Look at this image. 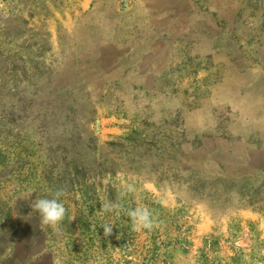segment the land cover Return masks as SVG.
Returning <instances> with one entry per match:
<instances>
[{
	"label": "rangeland",
	"instance_id": "374dc122",
	"mask_svg": "<svg viewBox=\"0 0 264 264\" xmlns=\"http://www.w3.org/2000/svg\"><path fill=\"white\" fill-rule=\"evenodd\" d=\"M261 56L264 0H0V259L264 264V186L209 97ZM57 189L54 230L31 205Z\"/></svg>",
	"mask_w": 264,
	"mask_h": 264
},
{
	"label": "crops",
	"instance_id": "0c3cea01",
	"mask_svg": "<svg viewBox=\"0 0 264 264\" xmlns=\"http://www.w3.org/2000/svg\"><path fill=\"white\" fill-rule=\"evenodd\" d=\"M253 66L227 68L220 83L210 89L211 99L221 98L236 115L235 141L240 154L237 170H246L264 186V56ZM230 90L232 91L230 93ZM0 264H30L28 257L0 259Z\"/></svg>",
	"mask_w": 264,
	"mask_h": 264
},
{
	"label": "clouds",
	"instance_id": "9594fccd",
	"mask_svg": "<svg viewBox=\"0 0 264 264\" xmlns=\"http://www.w3.org/2000/svg\"><path fill=\"white\" fill-rule=\"evenodd\" d=\"M135 191V187L132 184L126 186V193ZM65 195L64 189H57L52 198H39L31 205L33 211L39 214L40 223L46 226L52 227L54 230H58L60 223L64 220L66 215V208L61 202L60 198ZM123 195V193H122ZM100 209L103 213H109L115 208L119 207V204L109 200H105L101 203ZM127 215L131 220L133 231H141L143 229H152L155 225L152 212L146 207H136L129 209ZM104 229V236L111 235L113 225L104 223L101 225Z\"/></svg>",
	"mask_w": 264,
	"mask_h": 264
}]
</instances>
